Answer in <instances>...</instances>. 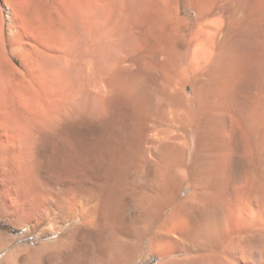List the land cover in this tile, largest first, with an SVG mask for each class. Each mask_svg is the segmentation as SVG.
Returning <instances> with one entry per match:
<instances>
[{"label":"bare ground","instance_id":"1","mask_svg":"<svg viewBox=\"0 0 264 264\" xmlns=\"http://www.w3.org/2000/svg\"><path fill=\"white\" fill-rule=\"evenodd\" d=\"M0 173L6 264H246L264 0H0Z\"/></svg>","mask_w":264,"mask_h":264},{"label":"rangeland","instance_id":"2","mask_svg":"<svg viewBox=\"0 0 264 264\" xmlns=\"http://www.w3.org/2000/svg\"><path fill=\"white\" fill-rule=\"evenodd\" d=\"M18 163L21 166L20 162H18ZM16 166H18V164ZM20 166H18L17 171H16V173H18V174L21 173ZM1 171L5 172L3 168L1 169ZM4 174H6V172ZM1 175L2 174L0 173V176ZM3 175H2V177H3ZM15 178L17 179V177H15ZM16 184H17V186L16 185H15L16 187L14 186V191L16 190L20 194H22V192L24 191V188L22 187L23 184H21L19 182H17ZM22 189H23V191H21ZM0 213H1V211H0ZM250 218H251V215H250ZM12 221L15 222L14 216H7L6 218H5V216H3V218H2V214H0V234L5 235L7 237H10V236L14 237L6 245L0 247V264H6L8 258L10 257V254L13 253V251L16 250L17 248L22 247L23 245L38 246L40 239L43 240L45 238L46 240L45 239L44 240L48 241L50 239L57 238L61 234V231H58L53 236H46V237L42 238L40 233H38V232L36 234L32 233V231H31L32 230V224L17 226ZM17 229L21 230V232H19V233L15 232ZM263 242L264 241H262L260 243L252 242L248 245V247H247V249H248L247 250V263L246 264H248V263L249 264H262V263L264 264V256H263L264 255V246H263L264 243ZM231 249H232V253L235 252L237 254L239 251V249L237 247H234V246H232ZM236 250H237V252H236ZM151 258L148 259V261H149L148 264H155L156 259H151Z\"/></svg>","mask_w":264,"mask_h":264},{"label":"trees","instance_id":"3","mask_svg":"<svg viewBox=\"0 0 264 264\" xmlns=\"http://www.w3.org/2000/svg\"><path fill=\"white\" fill-rule=\"evenodd\" d=\"M15 232L19 233V232H21V230L17 229Z\"/></svg>","mask_w":264,"mask_h":264}]
</instances>
